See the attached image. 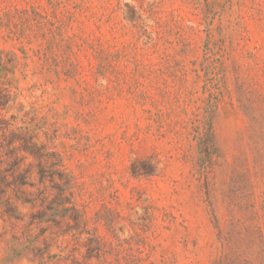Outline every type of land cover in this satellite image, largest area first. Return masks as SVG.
I'll return each instance as SVG.
<instances>
[{"label":"rangeland","instance_id":"obj_1","mask_svg":"<svg viewBox=\"0 0 264 264\" xmlns=\"http://www.w3.org/2000/svg\"><path fill=\"white\" fill-rule=\"evenodd\" d=\"M0 264H264V0H0Z\"/></svg>","mask_w":264,"mask_h":264},{"label":"clouds","instance_id":"obj_2","mask_svg":"<svg viewBox=\"0 0 264 264\" xmlns=\"http://www.w3.org/2000/svg\"><path fill=\"white\" fill-rule=\"evenodd\" d=\"M153 165L156 167L157 171L164 167V162L161 160L159 163L153 161Z\"/></svg>","mask_w":264,"mask_h":264}]
</instances>
